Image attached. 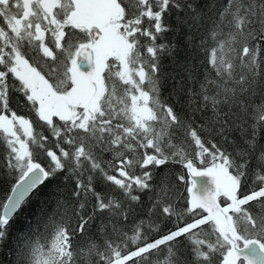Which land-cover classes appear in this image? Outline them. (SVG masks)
<instances>
[{
	"label": "snow or ice",
	"instance_id": "6c2138e0",
	"mask_svg": "<svg viewBox=\"0 0 264 264\" xmlns=\"http://www.w3.org/2000/svg\"><path fill=\"white\" fill-rule=\"evenodd\" d=\"M0 150L12 264H264V0H0Z\"/></svg>",
	"mask_w": 264,
	"mask_h": 264
},
{
	"label": "trees",
	"instance_id": "16d2710c",
	"mask_svg": "<svg viewBox=\"0 0 264 264\" xmlns=\"http://www.w3.org/2000/svg\"><path fill=\"white\" fill-rule=\"evenodd\" d=\"M178 170V166L173 167V171ZM57 185L63 188L62 183L56 181L54 184L42 189L39 195L32 198L31 204L16 215L10 227L8 241L3 248H0V264H12V261L17 259V249L20 247L21 240L25 236L31 237L35 234L34 226L37 215L42 211L45 214L51 211L52 200L50 198ZM7 195H10L9 184H0V202H4Z\"/></svg>",
	"mask_w": 264,
	"mask_h": 264
},
{
	"label": "water",
	"instance_id": "95a60500",
	"mask_svg": "<svg viewBox=\"0 0 264 264\" xmlns=\"http://www.w3.org/2000/svg\"><path fill=\"white\" fill-rule=\"evenodd\" d=\"M197 179H199V178H197Z\"/></svg>",
	"mask_w": 264,
	"mask_h": 264
}]
</instances>
